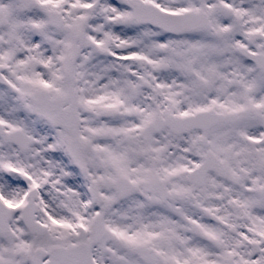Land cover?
I'll return each instance as SVG.
<instances>
[{"label":"snow or ice","instance_id":"snow-or-ice-1","mask_svg":"<svg viewBox=\"0 0 264 264\" xmlns=\"http://www.w3.org/2000/svg\"><path fill=\"white\" fill-rule=\"evenodd\" d=\"M0 264H264V0H0Z\"/></svg>","mask_w":264,"mask_h":264}]
</instances>
